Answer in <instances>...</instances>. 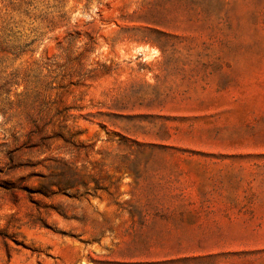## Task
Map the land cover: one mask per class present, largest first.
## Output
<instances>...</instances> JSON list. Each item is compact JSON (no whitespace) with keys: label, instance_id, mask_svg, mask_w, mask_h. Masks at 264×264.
I'll use <instances>...</instances> for the list:
<instances>
[{"label":"rangeland","instance_id":"374dc122","mask_svg":"<svg viewBox=\"0 0 264 264\" xmlns=\"http://www.w3.org/2000/svg\"><path fill=\"white\" fill-rule=\"evenodd\" d=\"M0 264H264V0H0Z\"/></svg>","mask_w":264,"mask_h":264}]
</instances>
